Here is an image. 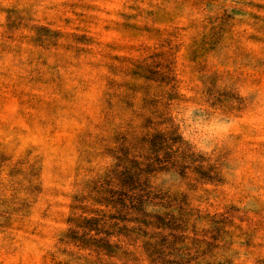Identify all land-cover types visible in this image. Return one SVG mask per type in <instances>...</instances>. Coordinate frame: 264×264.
<instances>
[{
	"label": "rangeland",
	"instance_id": "obj_1",
	"mask_svg": "<svg viewBox=\"0 0 264 264\" xmlns=\"http://www.w3.org/2000/svg\"><path fill=\"white\" fill-rule=\"evenodd\" d=\"M0 264H264V0H0Z\"/></svg>",
	"mask_w": 264,
	"mask_h": 264
}]
</instances>
